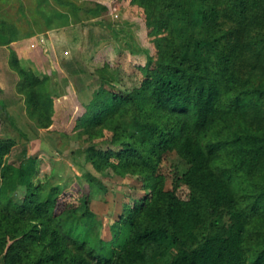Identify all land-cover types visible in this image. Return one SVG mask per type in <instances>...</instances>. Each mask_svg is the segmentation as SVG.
Wrapping results in <instances>:
<instances>
[{"label":"trees","instance_id":"16d2710c","mask_svg":"<svg viewBox=\"0 0 264 264\" xmlns=\"http://www.w3.org/2000/svg\"><path fill=\"white\" fill-rule=\"evenodd\" d=\"M123 1L141 17L150 48L112 38L114 54L107 46L94 51L99 88L73 111V131L95 172L135 179L143 195L123 204L105 240L90 208L92 195L105 192L97 178L84 173L43 197L36 158L11 164L16 141L0 138L2 264H264V130L250 127L264 110L257 79L264 80V7ZM68 5L76 16L79 8ZM222 17L232 25L226 31ZM27 82L18 91L49 123L47 78ZM232 122L240 130L230 133Z\"/></svg>","mask_w":264,"mask_h":264},{"label":"rangeland","instance_id":"374dc122","mask_svg":"<svg viewBox=\"0 0 264 264\" xmlns=\"http://www.w3.org/2000/svg\"><path fill=\"white\" fill-rule=\"evenodd\" d=\"M249 1L253 7H264V0ZM124 3L123 0H0V99L3 102L0 138L16 141L8 162L18 165L29 156L36 158L43 197L51 186L66 185L69 189L78 177L91 173L105 188V192L92 195L90 204L96 219L102 222L105 240L111 238L109 226L118 218L123 204L129 197L143 194L135 189L139 186L135 179L99 174L91 168L86 162L85 145L73 131V111L87 105L99 88L95 72L98 61L93 54L96 49L107 46L110 54H114L117 47L112 38L124 48H150L145 32V42L142 40L141 17L132 16ZM68 4L79 8L76 16H72ZM97 5L106 11L97 16L86 12ZM220 22L224 31L232 26L225 17ZM16 68L24 72L25 78ZM33 74L47 78L41 93L47 92V100L54 103L51 109L54 115L49 123L42 111L30 106L26 95L17 89L18 83H28ZM257 79L264 89V80ZM256 114L258 118L254 121H260L250 126L246 117L244 124L264 130V110ZM227 124L230 133L240 130L235 122ZM14 125L26 136V141L13 130ZM224 133L229 136L226 130ZM22 194L19 187L16 198Z\"/></svg>","mask_w":264,"mask_h":264}]
</instances>
